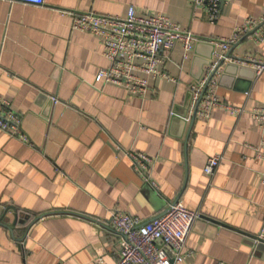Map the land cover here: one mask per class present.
I'll return each mask as SVG.
<instances>
[{
    "label": "crops",
    "instance_id": "obj_1",
    "mask_svg": "<svg viewBox=\"0 0 264 264\" xmlns=\"http://www.w3.org/2000/svg\"><path fill=\"white\" fill-rule=\"evenodd\" d=\"M194 1L0 0V109L7 102L29 138L0 129V216L14 208L5 220L26 221L14 234L0 225V264H117L113 214L149 222L178 200L201 214L181 264H264L256 247L264 242V127L252 114L264 106V72L249 61L264 59V23L231 47L215 76L221 105L209 119L192 124L198 103L190 98L217 61V41L264 18V0L224 4L214 24ZM131 7L195 38L188 58L177 44L161 67L166 76L151 79L145 96L98 81L110 65L103 45L72 29L70 13L124 18ZM130 152L154 160L156 187L135 171ZM216 156L223 161L209 177L204 168Z\"/></svg>",
    "mask_w": 264,
    "mask_h": 264
},
{
    "label": "built area",
    "instance_id": "obj_2",
    "mask_svg": "<svg viewBox=\"0 0 264 264\" xmlns=\"http://www.w3.org/2000/svg\"><path fill=\"white\" fill-rule=\"evenodd\" d=\"M26 5L43 6L45 0H8ZM234 0H195V5L206 9L209 21L214 24L220 17L222 6ZM73 17L72 29L91 34L100 39L103 55L110 65L100 70L98 81L125 88L133 96H145L150 90V80L165 77L162 65L169 59L170 53L181 43L185 57L194 50L195 38L190 31L180 28L168 17L140 16L131 7L127 16L116 17L95 12L70 13ZM264 23L262 19H249L237 29L231 39L218 40L219 52L216 62L207 68L204 78L193 85V100H201L196 116L209 119L213 110L220 106L215 91L216 70L219 61L224 59L231 47L251 30ZM257 75L264 72V59H249ZM218 72V71H217ZM207 87V88H206ZM0 109V129L24 142L29 138L22 129V120L10 110L7 102H2ZM231 112L241 115L243 109L230 108ZM253 118L259 127H264V106L253 110ZM264 147V144H263ZM135 171L144 181L153 187L156 184L150 177L154 160L146 154L128 153ZM223 158L212 157L207 161L204 173L212 177L220 167ZM201 218L197 211L188 209L182 202L169 205L165 215L145 222L129 214L114 213L112 227L122 237L119 245L117 264H181L188 256L186 241L194 222ZM95 264H105L98 258Z\"/></svg>",
    "mask_w": 264,
    "mask_h": 264
},
{
    "label": "water",
    "instance_id": "obj_3",
    "mask_svg": "<svg viewBox=\"0 0 264 264\" xmlns=\"http://www.w3.org/2000/svg\"><path fill=\"white\" fill-rule=\"evenodd\" d=\"M262 27V25L259 27V28H261ZM259 28H257L256 30H254L253 32H251V34L250 35H252V34H254V33H256L257 32V30L259 29ZM249 35V36H250ZM231 58V50L226 54V56H225V58L224 59H222L221 60V62L219 63V65H218V67H217V70H216V72H215V74L217 73V71L225 64V62H226V60L227 59H230ZM210 63H208V65H209ZM207 88V87H206ZM191 99H193V94H192V92H191V97H190ZM200 102H201V100L198 102V104H197V106H196V108H195V111H194V114H193V119H192V124H193V122L195 121V119H196V114H197V110H198V107H199V105H200ZM177 112H175L174 113V115H173V117L175 118L176 116H177ZM184 121H186V117H185V120ZM191 124V125H192ZM179 201V200H178ZM178 201H176V202H178ZM16 210L14 209V208H8V209H6L4 212H3V214L0 216V225L1 226H4L5 228H7L12 234H14V228L18 225V224H20V225H24L25 223H26V221L24 220V219H21L20 217H19V215H17V214H15L14 216H15V220L12 222V223H10V222H7L6 220H5V218L7 217V215L9 214V213H13V212H15ZM166 212H167V210L164 212V213H162V214H160L158 217H156V218H160L161 216H163V215H165L166 214ZM259 243H261V244H258V246H256L257 247V249H262V248H264V242L262 241V240H260V239H256ZM255 240V241H256ZM254 241V240H253ZM254 243H257V242H254Z\"/></svg>",
    "mask_w": 264,
    "mask_h": 264
}]
</instances>
